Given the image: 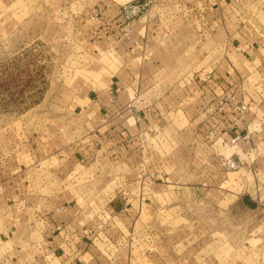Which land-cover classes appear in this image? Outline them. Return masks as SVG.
<instances>
[{
	"label": "rangeland",
	"instance_id": "374dc122",
	"mask_svg": "<svg viewBox=\"0 0 264 264\" xmlns=\"http://www.w3.org/2000/svg\"><path fill=\"white\" fill-rule=\"evenodd\" d=\"M116 1L0 0V264L60 261L46 222L65 196L84 202L87 232L102 225L105 242L121 247L124 222L94 220L136 179L165 208L143 234L151 247L235 264L260 248L262 259L264 240L253 238L263 214L242 206L264 182L259 162L241 164L246 145L232 146L223 126L210 136L194 122L227 55L235 62L237 45L264 43V0H151L138 15L117 14ZM100 122H116L120 136L97 131ZM98 148L97 160L84 159ZM160 174L168 186L158 190Z\"/></svg>",
	"mask_w": 264,
	"mask_h": 264
},
{
	"label": "crops",
	"instance_id": "0c3cea01",
	"mask_svg": "<svg viewBox=\"0 0 264 264\" xmlns=\"http://www.w3.org/2000/svg\"><path fill=\"white\" fill-rule=\"evenodd\" d=\"M132 1L134 0H123L122 2L116 1L114 3V6H116L115 9L117 10V14H120L122 6ZM233 45L235 44L233 43ZM236 50V61L234 62L233 60L230 62V57L229 55H227L228 57H226L225 59L227 60L228 65L226 66V68L223 69V71L216 69V72L213 73V76L211 74V76L212 78L218 79L219 82H222L225 87H229V83H242L244 86L248 85V88H254L253 91L251 90L252 92H250L251 98L247 97V100L250 102L251 111L245 114V119H240L238 120V122H241L239 124V129H242L245 132L246 128L248 127L252 132H254L255 142L260 145L255 152L257 154L256 159L257 162H259V166L256 167L255 165V168H258L259 171L264 175V136H261V134L255 131V129H257L255 127V123L264 122V43L259 44L248 42L239 46L237 45ZM199 75L193 78L194 84H200ZM209 83L211 87H213L214 90L218 92V90L216 89V82L210 81ZM230 88L233 90L235 87ZM126 89L127 87L125 88V90ZM204 89H201V91H205V97H207L209 101H211V99H213L215 95L213 93V90H209L207 87H204ZM134 91L137 92V88ZM201 110L202 108L200 110H196V112L200 113ZM195 121H198L194 122L195 125H199L201 117H196ZM244 122L251 123H247L249 124L247 125ZM115 123L116 122H100L97 124V131H100L102 133V129L103 131H106L109 127H112L111 132L108 131L106 133L109 137H111L109 135L111 134L114 139V135H117L116 137L120 136L119 132H115V128H117L115 127ZM139 125H141V122H139ZM118 127L120 128L119 125ZM199 129L202 128L199 127ZM233 133L234 131L228 132L225 136V139L229 141ZM105 136L106 135H103V137ZM86 137L88 141L90 136L88 135ZM91 137H94V135H92ZM245 145L247 150H245L243 154L240 155L239 153H236L241 162H244V160H250L249 154L250 152H252L251 146H249V144ZM99 150L100 149L98 148L97 151H95L94 149L91 152H82L84 153V155L78 154L79 157H75L81 158L83 155L84 159L92 158L93 160H97L99 158ZM112 151V156L114 159L118 155L115 154V150ZM66 157L74 159V157H70V155ZM154 172L155 171H153L152 173ZM68 174H70V169L68 170ZM159 176H161V174L155 176L156 182H152V184L155 182L154 184H156L158 190L164 189V186H168V184L165 183H157ZM63 179H66L63 183L65 184V182H67V180L69 179L67 171L65 172ZM143 183H146V181L141 179H136V181L134 182L124 184L120 183V185L115 188V193L113 194V196L106 203V205H110V207H108L109 210H103L102 208L101 212H98L95 216V222L104 221L103 223L108 224L110 218L112 221L116 217L124 222V225L128 229V234L123 233V236L119 238L120 241H122V246L119 247L120 249L118 247L111 248V240L105 242L106 238H103L101 235L103 233L102 225L98 226V228L100 229H95L94 231L91 230L92 234L87 232V225H89L88 221L90 219L89 216L86 215L87 210L83 211V209L81 208L79 214V209L77 206L79 205V207H82L84 202H81V200H69L65 196L62 202H59L57 204L58 208L56 207V212L51 213L48 216L50 220L46 222L47 225H50V228L53 230V235L50 236L51 239L49 240L50 245L53 248V254H58L61 258L57 264H235L234 262H229L228 260L220 258L216 255H210L209 257H206L200 261H196L194 259L196 251L189 253L190 251L188 252V250L185 254L181 253L180 251L178 255L175 254L172 257H169L168 253L163 251V246H159V249L158 247H151L153 246L152 242H150L149 239L145 238L143 234L149 226H153L151 222L156 221L160 215L162 216V212L165 210V208H162L163 204L158 205L156 203L157 200L148 201L149 199H151L150 195L147 196L144 192L139 190L140 186H142ZM65 188H67V184L65 185ZM137 189L139 190V192L137 191ZM250 189L255 190L256 196L254 197L252 195H247L246 197L242 198V206L244 207V209H246V211H257V213L263 214L261 219H259L263 220L264 182L257 181V183H255V185ZM251 203H254V207L251 205ZM72 204H75L76 208V211L73 213L68 210V208L72 207ZM154 206L159 207L157 208V211H155L156 213L151 211ZM57 212L60 214H58ZM42 216H45V218H47L46 214L41 215L40 217ZM149 216H152V218H150L151 221L148 219ZM148 221L150 222V225H143L149 223ZM241 222L249 224L253 221L248 218L246 220H241ZM94 223L92 224L93 226ZM149 234L151 233L149 232ZM136 238L140 240L138 241L139 243H137V240H135ZM253 239L264 240V234ZM261 243L262 241L258 243V246ZM105 244L107 245V247L103 249L102 246H104ZM126 245H128V248L125 250L124 255H122L123 251L121 248ZM195 249L196 248H194V250ZM248 252L249 253L242 258L240 263L237 262L238 264H264V256H262V259L260 256L262 249L259 248L255 250V248H248ZM186 254L188 255V257L186 256ZM255 255H257L258 258L256 260H252V256Z\"/></svg>",
	"mask_w": 264,
	"mask_h": 264
},
{
	"label": "built area",
	"instance_id": "2783aa9c",
	"mask_svg": "<svg viewBox=\"0 0 264 264\" xmlns=\"http://www.w3.org/2000/svg\"><path fill=\"white\" fill-rule=\"evenodd\" d=\"M151 0H144V2H140L139 0H134L129 4L122 6L120 13L123 11H129V14L138 15L140 11V7L144 5H148ZM210 81L216 82V89L218 92L214 90L210 85ZM229 87H225L222 82H219L216 78H211L206 81V85L209 90H213L214 98L208 102L205 106H203L200 112L201 121L199 123L200 130L209 131L210 136H212L219 127H224L223 135H227L228 132L234 131L229 142L232 146H235L239 143L249 144L252 148V152H250L249 157L251 162L256 160L257 154L256 150L259 148V144L255 142L254 132H252L248 127L245 132L242 129H239L240 123L238 120L245 119V114L250 112V102L247 100V97L251 98V93L254 88H248L244 86L242 83H233L228 84ZM230 87H235L233 90ZM205 90V89H204ZM252 90V91H251ZM233 117V118H231ZM251 123V122H244ZM249 125V124H247ZM256 132L264 136V122L255 123ZM241 162V160H240ZM229 163H232L231 166L235 167L236 160L230 159ZM243 162H241L242 164Z\"/></svg>",
	"mask_w": 264,
	"mask_h": 264
},
{
	"label": "trees",
	"instance_id": "16d2710c",
	"mask_svg": "<svg viewBox=\"0 0 264 264\" xmlns=\"http://www.w3.org/2000/svg\"><path fill=\"white\" fill-rule=\"evenodd\" d=\"M140 2H144V0H139ZM251 205L254 207V203H251Z\"/></svg>",
	"mask_w": 264,
	"mask_h": 264
}]
</instances>
